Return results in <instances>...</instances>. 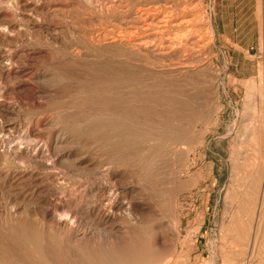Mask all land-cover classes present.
<instances>
[{
    "label": "rangeland",
    "instance_id": "374dc122",
    "mask_svg": "<svg viewBox=\"0 0 264 264\" xmlns=\"http://www.w3.org/2000/svg\"><path fill=\"white\" fill-rule=\"evenodd\" d=\"M174 1L180 3L182 7V5L185 4V1H188V0H181V1L174 0ZM111 2L119 4V2H122V0H111ZM198 3H202L204 7V11L208 13V18L209 20H211L214 32H216L217 37L215 36L213 40L214 42L210 45V47L209 46L207 47V50H206L207 53L205 54L209 58V64L211 66L205 65L206 67L203 66L201 68L202 71L201 69L198 71L194 70L190 72L189 75L184 76V77L182 76V78L185 81L179 80L181 79V77L180 78L179 77L169 78L168 75H163V74L162 75L164 77L162 75H156V76L150 75L149 73L140 74L139 72L134 71L132 69L131 63L124 62L125 64H123V62L118 63L113 60H106V62L108 61L107 63L102 62L98 64V66L97 64L94 66H91L92 68L91 67L90 68L89 67L76 68L74 66H71L73 70L69 67L71 69L70 70L68 67L66 68L64 67L65 69H62V72L65 70L64 72H66L67 74L63 72L65 74L64 76V74L60 72L58 74L59 75L58 77H60L61 80L59 79V82H56L55 84L56 86H53V87L33 83L31 80V77L34 75L37 69H29V68L24 70L25 73L24 71L21 73V75L18 78L19 80L17 82L15 81V79H12L9 82L10 87H17V86L19 87V93L21 96L24 97L27 95L26 97H24V99L29 98L31 100V98H33L34 100L36 98L35 102L37 101L35 104L33 100L32 102L28 99H27L28 101L25 100L26 106H27L26 107L22 105L18 101V99L14 98L13 96H6L7 98L0 97V106H2L4 110H7L8 118L12 122L13 121L14 123L16 122L18 126L22 124L23 127H20V126L19 127L22 129H25L26 126L31 122V120L36 121L37 119H40V118L50 119L52 117L58 116L59 120L61 119L60 122L64 125L83 124L86 121L87 127H84V129H82L81 134L83 136L88 137L89 142L84 143L81 141L80 143L81 145L78 144L74 146L73 148H71L73 149L71 151L79 153L78 150H81L80 151L82 152L81 155L79 153L80 157L79 156L77 157L79 158L80 161H82L83 165H86L90 162L94 164L97 162H101L103 163V165L107 167L108 165L106 164L108 163L117 176L123 177V178L126 177L124 178V181L125 179L127 180L125 182L126 183L125 186L124 185L121 186V188L124 189V192H125L124 200L126 198L127 202H131L133 206L135 203L136 204L135 210L136 211L140 210L143 213L138 212L139 213L138 214L136 213L134 209H132V212H128L129 215L131 213V217H130L131 221L128 219H127L128 222H126L127 220L126 221L124 220L114 221L116 226H114L115 224L113 222L106 223L101 215L100 206H99V199H100V193H101L100 189L102 190V188L104 187V184H106L102 178V175L98 173L97 175L95 171H94L95 174H93L94 172L92 173L89 171L87 172V170L68 171V170H64V168H61L62 166L61 167L57 166V168L55 169V172L61 175H64V173L67 174V178L70 180V182L74 183L72 187V186L60 185L59 182H56L57 180L52 178V175L46 169L44 170L43 168L42 170V167L40 168V167L33 166L34 168L31 167L25 172L27 173L28 171L32 170L34 171L32 173L33 176L27 177L25 180H23L20 183V181H17L16 175L18 173H22L23 170L17 165L5 162L3 158L0 156V207L3 204V206L5 205L4 207L8 208L6 209L3 206H2L3 208L2 207L0 208V229H1L0 236L2 233L3 235H5V237L1 236L2 239L5 241V243L0 237V252H1L0 256L2 257V258L0 257V264H5V262L6 264H20V262L19 263L17 262L20 260H21V263L23 264H29V263L30 264H45V263L46 264H51V263L52 264L54 263L55 264H101V263L102 264H136V263L137 264H148V263L149 264H176L177 262H178L177 264H182V263L183 264H246V263L247 264H264V253H263L264 252V228H263L264 227V187H263L264 186V0H200L199 2H197V4ZM64 4L65 3H62V2L55 4L57 10L59 12L62 11L61 14L62 15L64 14V15H63L62 20H55V21L53 20V22L51 21L52 23L48 21H44V22L38 21L37 22L34 19H32V21H29L27 19V16L25 17L26 14H24L23 12L21 14L20 13L21 11H18V13H16L8 5L2 6L1 12L5 11L3 12L5 13L3 18L15 20L19 26L22 25L20 26L19 35L18 34L15 35L14 38L21 42H26V43L31 42L32 44H28V47L32 48L34 47L35 43L41 40L43 41L45 39H48L50 36L49 35L50 32L52 30H56V28H58L56 31L61 30L60 31L62 32L61 35L66 36V38H69L71 34H72L71 36H73L74 33H75L74 34L75 36L85 37V34L87 32L88 34H86V37L90 36L93 30L95 31L97 28L104 26L103 23H108V21H113V19L110 16H112V14L118 13L121 10V7L118 5L114 8H109L108 6L101 7L98 4H95L94 8L91 9V8H84L78 5L77 3H73V2L67 3L65 5ZM68 5H70V7ZM107 8H108V11H107ZM106 13H109V14H106ZM208 18H206L207 21H208ZM65 19L68 20L69 22L67 23ZM75 24L76 26L78 25V27H76ZM80 25L81 26L83 25V26L81 27ZM78 30L80 31L82 30L83 32L82 31L80 32ZM32 36H34V38ZM35 37L36 39L38 38V41L35 39ZM119 66H122V67L120 68ZM105 68L111 72H108ZM99 69H101L103 73L101 70H100L101 72H99L98 71ZM113 69L114 70L116 69L118 72L117 71L115 72ZM210 69L213 71L210 72ZM206 70H209V71H206ZM86 71L91 72V74L92 73L94 74L89 75L88 72ZM215 71L216 73H214ZM29 73L31 77H29ZM72 73L73 75H71ZM125 73H131V75L125 74ZM96 74H99V75H96ZM102 74H105V75H102ZM78 75H80L79 77L83 75V77L79 78ZM118 75H121L122 78ZM195 75L197 76L198 81L199 79H202V81L204 82L203 85L201 84L203 83L201 82V80H200L201 83L195 80L196 78ZM67 76H69L68 77L69 80H67ZM93 78H94V81H93ZM100 78L102 80L101 84L100 82H98L100 81ZM103 78L106 80H104ZM157 78L158 79L161 78V79L158 80ZM208 78H209V81H207ZM90 79L92 80L91 83L92 84L94 83L93 85L87 82ZM167 79L170 81H167ZM214 79L219 80V81H214ZM75 81L76 82L78 81V82L75 84L74 83ZM194 81H195V84H194ZM66 82L68 84H66ZM184 82H185V85H184ZM190 83H193V84H190ZM215 83L216 85L217 83L219 85L216 86ZM88 84H90V87L87 86ZM4 85L5 83L1 80V77H0V88L3 89ZM73 85H75V87H73ZM144 85L146 86L148 85V87L146 88L144 87ZM118 87H124V88L121 89ZM194 87L195 88L198 87V88L195 89ZM55 88H56V91H55ZM151 91H153L154 93L153 92L151 93ZM187 91L188 93L185 94V92ZM47 92L52 93L54 95L53 97L54 100L52 99L50 103L48 100L42 99L43 97L42 95H44ZM82 92H84L83 95H82ZM123 92L125 95H123ZM213 92H215L216 94L218 93L217 94L218 96L215 95V93ZM135 93L137 94L136 95L137 98L134 97ZM64 94L65 95L67 94L68 96L67 95L65 96ZM170 94L171 95L174 94V95L170 96ZM194 94H196V96ZM118 95L120 96L121 99L119 98ZM193 95L195 96L194 98H192ZM69 96H71V98L73 96L75 98L76 96H78L79 99L78 98L77 99L79 101L77 99H74L73 97V99L75 100L74 101L73 99L68 98ZM115 96H117L118 99ZM164 96L167 97L169 100H167V98H164ZM212 96H213V100L211 99ZM11 97L15 101L17 100L18 102L17 101L15 102ZM196 97L198 98V100ZM115 98L116 100L115 102H113ZM122 98L125 100V102L123 101ZM63 99L64 101L66 102L68 101V102L67 103L62 102ZM69 99H71L73 103L70 102L71 100ZM110 99H113V100H110ZM142 99H143V102H142ZM84 101H86V103ZM117 101L118 103L121 102L119 103L121 105L120 107ZM122 101L124 102V104L122 103ZM193 101L194 103H192ZM112 102L114 104H112ZM74 103L76 106L74 105ZM115 103L117 104V106ZM184 103H186L187 105ZM195 103L198 106L194 107ZM38 104H40V106ZM70 104L74 106H71ZM141 104H144V105H141ZM181 104H184V105H181ZM17 105H19L20 107ZM37 105L39 107H42L43 109H40ZM41 105H44V107ZM56 105H58V107ZM62 105H65V106H62ZM85 105H88V106L86 107ZM114 105L118 108H114ZM174 105L175 107H178V108H174ZM49 106L52 108H50ZM161 106H164V107L162 108ZM165 106H167L168 110ZM74 107H76L77 109ZM151 107H154V108H151ZM32 108L34 111L37 110L39 113L32 112L33 111ZM45 108L48 110L47 113L45 112ZM53 108H56V109H53ZM173 108L175 110H173ZM29 109H31V111ZM75 109H76V112H75ZM89 109H92V110L89 111L88 113L87 111ZM153 109L154 110L156 109L159 112V114L157 111H154ZM61 110L63 111L62 114H61L62 112ZM160 111H162L161 114H160ZM109 112H112V113H109ZM164 112L166 113V115ZM121 113L124 115L122 116ZM177 113L179 114L177 115ZM47 116L48 118H46ZM171 116L174 118H172ZM181 116L183 117L181 118ZM63 119H64V122H63ZM211 119H214V121ZM105 120H107L108 122H106ZM113 122H115L116 124ZM119 122L122 123V125L125 128L123 129L124 131L122 130L123 132L119 131V127H118L120 125ZM100 123H101V126H100ZM141 123L143 124V128H142ZM109 127H111L112 129H110ZM140 128L142 129L140 130ZM126 129L128 133L127 131H125ZM115 132L116 133L120 132L121 136H124L123 135L124 133H126V135L131 133V136H129V139L125 142H122V143L118 142L119 144L118 143L112 144L113 145V146L111 145L112 148L110 147V145L106 146V144L108 143V140L110 141L111 137L113 138L112 134H114ZM142 132H144L145 134ZM167 132L169 133V136L163 135V133L166 134ZM174 132H175V136L173 137L171 135H173ZM182 132H184L183 133L184 136ZM108 133H111V134H108ZM100 134L102 135L103 138L101 137ZM176 134H180V137L181 135L182 137L180 138L179 135L176 136ZM107 136L108 138L109 137L110 138L108 139ZM155 136H159L157 137L156 142L151 141L152 138H156ZM167 137H170V138H167ZM183 137L186 139V141L185 139H183ZM100 141L101 142L104 141L102 142L103 144ZM98 142H100V144H98ZM92 143L94 146L92 145ZM170 144H171V147H170ZM122 145L124 147H122ZM172 145H175L176 147ZM183 146H185L186 148ZM178 147L180 149H178ZM182 147H183V151L181 149ZM174 148L177 150H175ZM103 150L105 151V153ZM180 151H182V153ZM1 159L3 161H1ZM104 161H105V164H104ZM153 161H155V163ZM151 168L152 169L154 168V169L152 170ZM56 170L59 172H57ZM147 174L148 176H146ZM36 175H38L39 177ZM44 177H48V178L44 179ZM78 177L80 178L82 177V178L79 179ZM233 177H235V179ZM5 178L7 182L5 181ZM130 178L132 180H129ZM25 184L26 186H24ZM36 185L37 187H34ZM14 186L16 187L14 188ZM98 187H100L99 191H98ZM41 190L43 193L40 192ZM137 195H139V197H137ZM154 197L156 198L158 197L159 199L158 198L156 199ZM11 199H13L14 201ZM57 199H60V200L62 199V200L60 202V200H57ZM174 199H175V202H174ZM54 202H57V203H54ZM49 203L51 204L54 203V204L49 205ZM30 204L31 206H29ZM42 204H45V205L43 206ZM70 207L72 208L70 209ZM66 208L68 209V213L71 212L68 215H70V221L72 220L73 224L70 221H69V224H67L66 222L64 223L59 220V217H60L59 214L63 216V213L64 214L67 213ZM29 210H30V213H29ZM169 210L171 211L172 214L170 213ZM44 212L46 213L44 214ZM11 213H13L14 215ZM144 215L145 216L147 215V216L145 217ZM170 215H172L173 217H171ZM44 216L45 217L48 216V217L45 218ZM25 217L28 218V220L25 219ZM80 217H82V219ZM98 217L102 220H100ZM83 218H86V220ZM259 218L263 221H261ZM49 219H51L52 222L49 221ZM40 221L42 224L40 223ZM129 222L131 226H128L129 224L127 223ZM34 223H37V225H35ZM121 223H123L124 225ZM11 224L13 227H11ZM78 224L80 226H78ZM136 224L140 225L138 226L139 228L136 227ZM43 225L44 226L46 225L45 228L43 227ZM100 225L102 226V228ZM158 226H160V228H162L163 226V228L160 229ZM259 227H261L262 229H260ZM6 229H8V231ZM103 229L104 230L106 229L105 231L106 232L108 231V232L106 233L104 231L103 233ZM109 229H111L112 232ZM32 230L35 232V234H33ZM51 230H54V231L51 232ZM173 230L174 232L175 231L176 232L174 233ZM110 232L111 234L108 235ZM172 232L175 234V235L173 234L174 236H172L171 234ZM46 233L49 235L47 236ZM19 234L20 236H17ZM40 234H42V236L45 235V238L42 237ZM115 234L116 236L118 235L119 237L118 236L115 237ZM255 234L258 236H255ZM74 235H76L75 237L77 236L78 237L75 238L73 237ZM112 235H114V237ZM109 236H112L113 238L111 239V237ZM122 236L124 240L121 238ZM25 237L27 240L25 239ZM47 237L48 238L50 237V238L48 239ZM104 237L105 238L108 237V238L104 240L105 239ZM34 238H36L37 240H35ZM42 238H44V240ZM46 238L48 241L46 240ZM19 239L20 240L22 239V240L20 241ZM109 239H111L112 241H110ZM175 239L176 241L178 240V242H176ZM10 241H12L14 246L12 244L11 245L15 247L14 249L10 245L11 243ZM162 241H165V244ZM170 241L172 242L171 244H170ZM15 242H17V246H15L16 245ZM25 242L28 244L27 246L26 245L24 246L23 243ZM54 242H56L57 244H55ZM157 243L159 245H156ZM166 243H169L170 246ZM20 245L24 246L26 250L24 249V247H21ZM102 247L105 250H103ZM4 248H5V251L7 250V252L3 251ZM32 248L35 250H33ZM149 248L150 249L152 248V250H150ZM18 250H20V253L18 252ZM83 250L86 251V253ZM14 251L15 253H13ZM44 251L46 253H44ZM51 251L54 253H52ZM150 251H153V252H150ZM33 252L35 253V256L39 258L37 259L40 261H37V259L33 255L34 254ZM88 252H90L91 254H89ZM7 253H9V255L10 256L12 255V256L9 257ZM14 254H15V257H14ZM32 255L35 260L33 258L32 259L29 258V257H32ZM17 256L20 257V259ZM45 256L47 258L49 257V259H46ZM103 256H105V259ZM156 256L158 257L156 258ZM86 257H88V259ZM9 258L11 259L7 260ZM12 258L14 259L13 261H12ZM136 258H138L139 261ZM15 259H18V260H15ZM47 260H49L48 261L49 263L47 262ZM132 260H134V262L136 263H132L133 262ZM162 260L164 263L162 262Z\"/></svg>",
    "mask_w": 264,
    "mask_h": 264
},
{
    "label": "bare ground",
    "instance_id": "6f19581e",
    "mask_svg": "<svg viewBox=\"0 0 264 264\" xmlns=\"http://www.w3.org/2000/svg\"><path fill=\"white\" fill-rule=\"evenodd\" d=\"M76 1V2H75ZM181 1V0H180ZM200 1V0H199ZM198 0H188L185 1V4L182 5L175 2L174 0H122V2H119V4L113 3L111 2V0H0V77L1 80L5 83L3 89L0 90V97H6V96H13L14 98H17L18 101L26 106V102L25 100H30L29 98L24 99V97L26 96H21L19 93V87H10L9 86V82L12 79H15V81L17 82L19 79V76L21 75V73L29 68V69H37L36 72L34 73V75L31 77L30 73H29V77H31V80L33 83L36 84H40V85H47V86H56V82H59L60 77H58L59 73L62 72V69H65L66 67H70L72 69L71 66H74L76 68L78 67H91L97 64H100L102 62H106V60H113L116 61L118 63H122L125 64L126 63H131L132 65V69L134 71L139 72L140 74L142 73H149L150 75H168L169 78L170 77H181V79L179 80H184L182 78V76H187L189 75L190 72L194 71V70H200L203 66L206 67L205 65H209V58L205 55L207 52V47L214 42V38L216 36V32H214L213 29V25L211 23V20H209L208 18V13L206 11H204V7L202 5V3H198ZM77 3L78 5L84 7V8H94L95 4H98L101 7L104 6H108L109 8H114L117 5L121 7V10L118 13L112 14V16H110L113 21H108V23H103L104 26L97 28L95 31L93 30L92 33L90 34V36L86 37V34H88L86 32L85 37H79V36H75L73 34V36L70 35L69 38H66V36H62L60 32L61 30L56 31L58 28H56V30H52L50 32V36L48 39L45 40H41L37 43L34 44V47L30 48L28 47V44H32L31 42H21L16 40L14 37L15 35H19L20 33V26L22 25H18L17 22L15 20L12 19H7V18H3L4 14L1 9L2 6L4 5H8L12 8V10H14L16 13H18V11H21L20 13L22 14V12L25 15V17L27 16V19L29 21H32V19H34L35 21H48V22H53V20H62L63 19V15L61 14V12H59L56 8L57 3ZM118 3V2H117ZM184 3V2H183ZM64 4V5H65ZM63 5V6H64ZM70 7V5H68ZM73 6V5H72ZM65 7V6H64ZM97 8V7H96ZM118 8V7H117ZM116 8V9H117ZM65 9V8H64ZM70 9V8H69ZM68 10V9H67ZM76 11V10H74ZM102 11V10H101ZM108 11V8H107ZM14 12V13H15ZM72 12V11H71ZM113 12V11H112ZM111 12V13H112ZM10 13V12H9ZM75 14V13H74ZM109 14V13H106ZM10 15V14H9ZM67 15V14H66ZM73 15V14H72ZM8 16V15H6ZM22 16V15H21ZM107 16V15H105ZM79 17V16H78ZM206 18H208V21L206 20ZM99 19V18H98ZM66 20V19H65ZM67 23L69 22L68 20H66ZM83 21V20H82ZM91 21V20H90ZM36 22V23H37ZM51 22V23H52ZM85 22V21H84ZM214 23V22H213ZM26 24V23H25ZM29 24V22H28ZM38 24V23H37ZM43 24V23H41ZM74 24V23H73ZM77 24V23H76ZM75 24V26H76ZM52 25V24H51ZM27 26V25H26ZM30 26V25H29ZM32 26V25H31ZM36 26V25H35ZM46 26V25H45ZM50 26V25H49ZM56 26V25H55ZM81 26V25H80ZM83 26V25H82ZM81 26V27H82ZM99 26V25H98ZM43 27V26H42ZM78 27V25L76 26ZM45 28V27H44ZM63 28V27H62ZM215 28V27H214ZM40 29V28H39ZM66 29V28H65ZM76 29V28H75ZM46 30V29H45ZM69 30V29H68ZM67 30V31H68ZM85 30V29H83ZM91 30V29H90ZM31 31V30H30ZM64 31V30H63ZM75 31V30H74ZM80 31V30H78ZM82 31V30H81ZM80 31V32H81ZM27 32V31H26ZM42 32V30H41ZM83 32V31H82ZM64 33V32H63ZM79 33V32H77ZM81 34V33H80ZM214 34V35H213ZM78 35V34H77ZM20 37V36H18ZM17 37V38H18ZM34 38V36H32ZM68 37V36H67ZM217 37V36H216ZM31 38V37H29ZM36 39V37H35ZM40 39V38H39ZM43 39V38H42ZM23 40V39H22ZM38 41V38L36 39ZM35 40V41H36ZM32 41V40H31ZM212 48V47H211ZM210 49V48H209ZM211 50V49H210ZM209 50V51H210ZM209 53V52H208ZM216 54V53H215ZM43 59V60H42ZM220 60V59H219ZM108 62V61H107ZM106 62V63H107ZM110 64V63H109ZM227 64V63H226ZM117 65V64H116ZM208 66V67H209ZM227 66V65H226ZM65 67V68H64ZM111 67V66H110ZM120 68L122 66H119ZM118 67V68H119ZM128 67V66H127ZM125 67V68H127ZM69 68V69H70ZM92 68V67H91ZM114 68V67H112ZM117 68V69H118ZM210 68V67H209ZM212 68V67H211ZM70 69V70H71ZM106 69V68H105ZM111 69V68H110ZM129 69V68H127ZM206 69V68H205ZM68 70V69H67ZM69 70V71H70ZM73 70V69H72ZM78 70V69H77ZM101 69H99L98 71H100ZM104 70V69H103ZM107 70V69H106ZM114 70V69H113ZM124 70V69H123ZM132 70V71H133ZM65 71V70H64ZM63 71V72H64ZM108 71V70H107ZM106 71V72H107ZM115 72L117 71L116 69L114 70ZM120 71V70H119ZM202 71V69H201ZM209 71V70H206ZM213 70L210 69V72H212ZM62 72V73H63ZM74 72V71H72ZM78 72V71H77ZM88 72V71H86ZM95 72V71H94ZM111 72V71H108ZM118 72V71H117ZM25 73V71H24ZM66 73V72H64ZM63 73V74H64ZM83 73V72H82ZM103 73V71H102ZM120 73V72H119ZM197 73V72H196ZM216 73V71L214 72ZM224 73V72H223ZM67 74V73H66ZM78 74V73H77ZM89 75H92L94 73L91 74V72H88ZM125 74H129L131 75V73H125ZM135 74V73H133ZM194 74V73H193ZM198 74V73H197ZM202 74V73H201ZM73 75V73L71 74ZM76 75V73H75ZM74 75V76H75ZM99 75V74H96ZM105 75V74H102ZM111 75V74H110ZM114 75V74H112ZM139 75V74H138ZM162 75V76H163ZM211 75V73H210ZM215 75V74H213ZM23 76V75H22ZM21 76V77H22ZM65 76V74H64ZM72 76V77H74ZM80 75H78L79 77ZM101 76V75H100ZM117 76V75H116ZM121 77V75H118ZM140 76V75H139ZM196 76V75H195ZM194 76V77H195ZM28 77V75H27ZM69 76H67V80ZM83 77V75L81 76ZM79 77V78H81ZM95 77V76H93ZM104 77V76H102ZM101 77V78H102ZM115 77V76H114ZM158 77V76H157ZM160 77V76H159ZM164 77V76H163ZM193 77V76H192ZM199 77V76H198ZM62 78V77H61ZM92 78V77H91ZM101 78H100V84H101ZM116 78V77H115ZM122 78V77H121ZM120 78V79H121ZM125 78V77H124ZM129 78V77H128ZM132 78V77H131ZM136 78V77H135ZM139 78V77H137ZM151 78V77H150ZM162 78V77H161ZM159 78V79H161ZM188 78V77H186ZM185 78V79H186ZM197 78V76H196ZM195 80L198 81V78ZM214 78V77H213ZM220 78V77H219ZM30 79V78H28ZM97 79V78H96ZM99 79V77H98ZM104 79V78H103ZM112 79V78H111ZM127 79V78H126ZM148 79V78H147ZM152 79V78H151ZM158 79V78H157ZM158 79V80H159ZM164 79V78H163ZM174 79V78H173ZM190 79V78H189ZM212 79V78H211ZM61 80V79H60ZM75 80V79H74ZM86 80V79H85ZM106 80V79H104ZM109 80V79H108ZM115 80V79H114ZM123 80V79H122ZM133 80V79H132ZM131 80V81H132ZM157 80V81H158ZM175 80V79H174ZM173 80V81H174ZM194 80V79H193ZM192 80V81H193ZM203 82L202 79H199L198 82ZM204 80V79H203ZM23 81V80H22ZM30 81V80H29ZM28 81V82H29ZM82 81V80H81ZM91 79L87 82L91 83ZM94 81V78H93ZM134 81V80H133ZM136 81V80H135ZM143 81V80H142ZM149 81V80H148ZM155 81V80H154ZM166 81V79H165ZM167 81H170L167 79ZM185 81V80H184ZM196 81V82H197ZM207 81H209V78L207 79ZM214 81H219V80H215ZM13 82V81H12ZM11 82V83H12ZM78 82V81H77ZM76 81L74 82L75 84L77 83ZM86 82V81H85ZM86 82V83H87ZM140 82V81H139ZM147 82V81H146ZM156 82V81H155ZM182 82V81H181ZM191 82V81H189ZM200 82V83H201ZM20 83V82H19ZM97 83V82H96ZM142 83V82H141ZM187 83V81H186ZM198 83V84H200ZM21 84V83H20ZM66 84H68L66 82ZM90 84H88L87 86L90 87ZM94 84V83H93ZM92 84V85H93ZM103 84V83H102ZM108 84V83H106ZM152 84V83H151ZM150 84V85H151ZM161 84V83H160ZM182 84V83H181ZM193 84V83H190ZM195 84V81H194ZM202 85L204 84L201 83ZM63 85V84H62ZM72 85V84H71ZM82 85V83H81ZM97 85V84H95ZM136 85V84H135ZM138 85V84H137ZM169 85V83H168ZM175 85V84H174ZM183 85V84H182ZM185 85V82H184ZM183 85V86H184ZM188 85V84H187ZM201 85V86H202ZM216 85V83H215ZM219 84L217 83L216 86H218ZM20 86V85H19ZM29 86V85H28ZM33 86V85H32ZM99 86V85H97ZM109 86V85H108ZM112 86V85H111ZM110 86V87H111ZM155 86V85H154ZM197 86V85H196ZM37 87V86H36ZM73 87H75V85H73ZM94 87V86H93ZM144 87H148V85H144ZM151 87V86H150ZM157 87V86H156ZM155 87V88H156ZM160 87V86H159ZM175 87V86H174ZM68 88V87H67ZM87 88V87H86ZM107 88V87H105ZM118 88H124V87H118ZM170 88V87H169ZM179 88V87H178ZM177 88V89H178ZM181 88V86H180ZM183 88V87H182ZM195 88V87H194ZM193 88V89H194ZM198 88V87H196ZM195 88V89H196ZM21 89V88H20ZM28 89V88H27ZM80 89V88H79ZM83 89V88H82ZM85 89V88H84ZM109 89V88H108ZM150 89V88H149ZM185 89V88H184ZM23 90V88H22ZM39 90V89H38ZM70 90V89H69ZM68 90V91H69ZM87 90V89H86ZM151 90V89H150ZM157 90V89H156ZM169 90V89H168ZM172 90V89H171ZM175 90V89H173ZM183 90V89H182ZM213 90V89H212ZM25 91V90H24ZM27 91V90H26ZM30 91V90H28ZM46 91V89H45ZM56 91V88H55ZM75 91V90H74ZM83 91V90H81ZM104 91V90H103ZM160 91V90H159ZM162 91V90H161ZM177 91V90H175ZM186 91V90H185ZM194 91V90H193ZM214 91V90H213ZM50 92V91H49ZM54 92V91H53ZM58 92V91H57ZM87 92V91H86ZM99 92V91H98ZM131 92V90H130ZM129 92V93H130ZM149 92V91H147ZM153 91H151L152 93ZM209 92V91H208ZM207 92V93H208ZM219 92V91H218ZM22 93V92H21ZM24 93V92H23ZM26 93V92H25ZM40 93V92H39ZM76 93V92H75ZM84 92H82L83 95ZM102 93V92H101ZM117 93V92H116ZM128 93V94H129ZM141 93V92H140ZM139 93V94H140ZM154 93V92H153ZM163 93V92H162ZM169 93V92H168ZM172 93V91H171ZM188 93L185 92V94ZM191 93V92H189ZM215 93V92H213ZM44 94V93H43ZM68 94V93H67ZM66 94V95H67ZM70 94V93H69ZM78 94V93H77ZM81 94V93H80ZM127 94V93H126ZM133 94V93H131ZM138 94V96H139ZM148 94V93H147ZM161 94V93H160ZM175 94V93H174ZM173 94V95H174ZM184 94V93H183ZM182 94V95H183ZM197 94V93H196ZM196 94H194L196 96ZM218 94V93H217ZM215 93V95H217ZM23 95V94H22ZM33 95V94H31ZM65 95V94H64ZM65 95V96H66ZM71 95V94H70ZM74 95V94H73ZM99 95V94H98ZM103 95V94H102ZM101 95V96H102ZM115 95V94H114ZM117 95V94H116ZM123 95L124 92H123ZM137 94L135 93V96ZM141 95V94H140ZM170 94V96H173ZM193 95L192 98H194L195 96ZM199 95V93H198ZM40 96V95H39ZM42 99H46L50 101L53 99L54 95L52 93H45L44 95H42ZM68 96V95H67ZM119 96V95H118ZM169 96V97H170ZM214 96V95H213ZM213 96H212V100H213ZM218 96V95H217ZM34 97V96H33ZM62 97V96H61ZM74 97V96H73ZM73 97L71 98V96H69L68 98L73 99ZM80 97V96H79ZM87 97V96H86ZM117 97V96H115ZM126 97V96H125ZM185 97V96H184ZM198 97V96H197ZM196 97V98H197ZM200 97V96H199ZM205 97V96H204ZM7 98V97H6ZM12 98V97H11ZM57 98V97H56ZM78 96H76V98L74 97V99H77ZM83 98V96H82ZM81 98V99H82ZM91 98V97H89ZM109 98V97H108ZM120 98V96H119ZM124 98V97H123ZM122 98V99H123ZM141 98V97H140ZM149 98V96H148ZM155 98V97H154ZM164 98H167L164 96ZM171 98V97H170ZM190 98V97H189ZM3 99V98H2ZM10 99V98H8ZM13 99V98H12ZM11 99V100H12ZM36 99V98H35ZM35 99L33 100V98H31V102L32 100L35 102ZM40 99V98H39ZM69 99V100H71ZM73 99V100H74ZM79 99V98H78ZM77 99V100H78ZM80 99V100H81ZM103 99V98H102ZM118 99V97H117ZM121 99V98H120ZM119 99V100H120ZM131 99V98H130ZM152 99V98H151ZM161 99V97H160ZM172 99V98H171ZM170 99V100H171ZM204 99V98H203ZM10 100V101H11ZM14 100V99H13ZM27 100V101H28ZM54 100V99H53ZM57 100V99H55ZM66 100V99H65ZM90 100V99H89ZM96 100V99H95ZM113 100V99H110ZM116 98L114 99L113 102H115ZM167 100H169L167 98ZM187 100V99H186ZM198 100V98H197ZM200 100V99H199ZM210 100V99H209ZM15 101V100H14ZM17 101V100H16ZM15 101V102H16ZM17 101V102H18ZM42 101V100H41ZM75 101V100H74ZM79 101V100H78ZM82 101V100H81ZM123 101L125 102V100L123 99ZM122 101V103L124 104V102ZM129 101V100H128ZM127 101V102H128ZM137 101V100H136ZM145 101V100H144ZM150 101V100H149ZM161 101V100H160ZM219 101V100H218ZM4 102V101H3ZM37 102V101H36ZM35 102V104H36ZM64 103H67L66 101H63ZM72 102V100L70 101ZM69 102V103H70ZM86 103V101H84ZM112 102V104H114ZM138 102V101H137ZM143 102V99H142ZM156 102V101H154ZM191 102V101H190ZM9 103V102H8ZM29 103V102H27ZM54 103V102H53ZM63 103V104H64ZM73 103V102H72ZM77 103V102H76ZM110 103V102H109ZM118 103V101H117ZM121 103V102H119ZM118 103V104H119ZM132 103V102H131ZM136 103V102H135ZM149 103V102H148ZM158 103V102H157ZM162 103V102H161ZM164 103V102H163ZM175 103V102H174ZM173 103V104H174ZM194 103V101L192 102ZM11 104V103H10ZM31 104V103H30ZM34 104V105H35ZM42 104V103H41ZM44 104V103H43ZM56 104V103H55ZM62 104V103H60ZM83 104V103H82ZM81 104V105H82ZM116 104V103H115ZM127 104V103H126ZM134 104V103H133ZM140 104V103H139ZM176 104V103H175ZM178 104V103H177ZM186 104V103H184ZM181 104V105H184ZM199 104V102H198ZM202 104V103H201ZM5 105V104H4ZM14 105V104H13ZM21 105V106H22ZM32 105V104H31ZM40 106V104H38ZM37 105V106H38ZM47 105V104H46ZM52 105V104H51ZM54 105V104H53ZM59 105V104H58ZM58 105H56L58 107ZM67 105V104H66ZM71 105V104H70ZM75 105V103H74ZM71 105V106H74ZM97 105V104H96ZM99 105V104H98ZM102 105V103H101ZM132 105V104H131ZM144 105V104H141ZM180 105V104H179ZM187 105V104H186ZM8 106V105H7ZM6 106V107H7ZM19 106V105H17ZM38 106V107H39ZM44 107V105H41ZM48 106V105H47ZM65 106V105H62ZM70 106V107H71ZM76 106V105H75ZM86 107L88 105H85ZM91 106V105H90ZM108 106V105H107ZM117 106V104H116ZM114 105V108H118ZM121 105L119 104V107ZM147 106V105H146ZM150 106V105H149ZM171 106V105H170ZM198 106L196 103L194 104V107ZM224 106V105H223ZM5 107V106H4ZM20 107V106H19ZM27 107V106H26ZM46 107V106H45ZM50 107V106H49ZM48 107V109H49ZM55 107V106H54ZM69 107V105H68ZM67 107V108H68ZM92 107V106H91ZM90 107V108H91ZM94 107V106H93ZM134 107V106H133ZM162 108L164 106H161ZM167 108V106H165ZM200 107V106H199ZM23 108V107H22ZM35 108V107H33ZM32 108V110H33ZM40 109H43L42 107H39ZM47 108V107H46ZM45 108V112L47 113V109ZM52 108V107H50ZM64 108V107H63ZM66 108V109H67ZM72 108V107H71ZM76 108V107H74ZM89 108V107H88ZM154 108V107H151ZM161 108V109H162ZM172 108V107H170ZM174 108H178L175 107ZM173 108V110H175ZM183 108V107H182ZM27 109V108H26ZM56 109V108H53ZM61 109V108H60ZM77 109V108H76ZM75 109V112H76ZM98 109V108H97ZM105 109V108H104ZM146 109V107H145ZM31 111V109H29ZM28 110V111H29ZM63 110V109H62ZM61 110V111H62ZM70 110V109H69ZM92 109H89L87 112L89 113V111H91ZM109 110V109H108ZM117 110V109H115ZM126 110V109H125ZM132 110V108H131ZM151 110V109H150ZM154 110V109H153ZM152 110V111H153ZM163 110V109H162ZM168 110V108H167ZM166 110V111H167ZM179 110V109H178ZM182 110V109H181ZM180 110V111H181ZM186 110V109H185ZM189 110V109H188ZM193 110V108H192ZM208 110V109H207ZM24 111V110H23ZM27 111V112H28ZM52 111V110H51ZM59 111V112H61ZM79 111V110H78ZM77 111V112H78ZM143 111V110H142ZM154 111H157L156 109ZM171 111V110H170ZM169 111V112H170ZM187 111V110H186ZM12 112V111H11ZM32 112H38L36 111H32ZM42 112V111H41ZM40 112V113H41ZM50 112V111H49ZM95 112V111H94ZM119 112V111H118ZM121 112V110H120ZM127 112V111H126ZM158 112V111H157ZM162 111H160L161 114ZM168 112V111H167ZM174 112V111H172ZM178 112V111H177ZM202 112V111H201ZM207 112V111H206ZM39 113V112H38ZM58 113V112H57ZM63 113V111L61 112V114ZM71 113V112H70ZM83 113V112H82ZM85 113V112H84ZM86 113V114H88ZM91 113V112H90ZM97 113V112H96ZM112 113V112H109ZM117 113V112H116ZM123 113V112H122ZM121 115L123 116L124 114ZM165 113V112H164ZM163 113V115H164ZM185 113V112H184ZM11 114V113H10ZM15 114V113H14ZM29 114V113H28ZM72 114V113H71ZM79 114V113H78ZM92 114V113H91ZM155 114V112H154ZM159 114V112H158ZM179 113H177L178 115ZM183 114V113H182ZM203 114V113H202ZM20 115V114H19ZM49 115V114H48ZM75 115V114H73ZM98 115V114H97ZM100 115V114H99ZM111 115V114H110ZM113 115V114H112ZM115 115V113H114ZM119 115V113H118ZM166 115V113H165ZM176 115V114H174ZM189 115V114H188ZM11 116V115H10ZM24 116V115H22ZM45 116V115H44ZM65 116V115H64ZM72 116V115H71ZM117 116V114H116ZM151 116V115H150ZM156 116V115H155ZM162 116V115H161ZM180 116V115H179ZM178 116V117H179ZM190 116V115H189ZM61 117V116H60ZM75 117V116H74ZM81 117V116H80ZM107 117V116H106ZM120 117V115H119ZM147 117V116H146ZM164 117V116H163ZM170 117V115H169ZM172 117V116H171ZM183 116H181L182 118ZM187 117V116H186ZM211 117V116H210ZM219 117V116H218ZM19 118V117H18ZM33 118V117H32ZM48 118V116L46 117ZM77 118V117H76ZM122 118V117H121ZM166 118V116H165ZM174 118V117H172ZM176 118V117H175ZM212 118V117H211ZM214 118V117H213ZM217 118V117H216ZM220 118V117H219ZM36 119V118H35ZM71 119V118H70ZM79 119V118H78ZM100 119V118H99ZM126 119V118H125ZM137 119V118H136ZM168 119V118H167ZM171 119V118H170ZM169 119V120H170ZM215 119V118H214ZM214 119H211L214 121ZM26 120V119H25ZM61 120V119H60ZM59 117H52L50 119H45V118H40L37 119L36 121L31 120V122L26 126L25 129H22L20 127H23V125H17L16 122L14 123V121L12 122L9 118H8V113L7 110H4L2 106H0V156L3 158V160L5 162L14 164L19 166L22 170L20 172L22 173H18L16 175V179L17 181H20V183L25 180L27 177L29 176H33L32 173L34 171H28L27 173H25L29 168L35 166V167H42V170L44 168V170L46 169L51 175L52 178H54L55 180H57L56 182H59L60 185H66V186H72L74 185V183L70 182V180L67 178V174L64 173V175H61L59 173L55 172V169L57 168V166L64 168V170H68V171H83V170H87V172H96V174H100L102 175L103 180L105 181L106 184H104V187L102 188V190L100 189L101 193H100V199H99V206H100V212L101 215L103 217V219L105 220L106 223H110L117 220H124L126 221L127 219L130 220L131 218V213L129 215L128 212H132V209L135 210L136 204L134 203V206L131 202H127V199L125 198L124 200V189L121 188L122 185L125 186V182L127 181L124 178L126 177H119L116 175V173L112 170V168L109 166V164L107 163L106 165H108L107 167L105 165H103V163L101 162H97V163H88L86 165H83L82 161L79 160V158L77 156H79V153L81 155L82 152H80L81 150H78L79 153L76 152H72L71 148H73L76 145H81V141L84 143H88L89 142V138L86 136H83L81 134L82 129H84V127H87V122L85 121L83 124H69V125H64L60 122ZM74 120V119H73ZM119 120V119H118ZM129 120V119H128ZM157 120V119H156ZM173 120V119H172ZM180 120V119H179ZM177 120V121H179ZM70 121V120H69ZM77 121V120H76ZM106 122H108L107 120H105ZM133 121V120H132ZM64 122V119H63ZM71 122V121H70ZM116 122V121H115ZM113 122V123H115ZM124 122V121H123ZM127 122V121H126ZM131 122V121H130ZM169 122V121H168ZM23 123V122H22ZM120 123V122H119ZM66 124V123H65ZM68 124V123H67ZM104 124V123H103ZM108 124V123H107ZM116 124V123H115ZM140 124V123H139ZM142 124V123H141ZM145 124V123H144ZM118 125V124H117ZM134 125V124H132ZM90 126V125H89ZM101 126V123H100ZM111 126V125H110ZM128 126V125H127ZM152 126V124H151ZM150 126V127H151ZM25 127V126H24ZM83 127V128H82ZM92 127V126H91ZM119 127V131H122L124 128V126L122 125V123H120ZM132 127V126H131ZM130 127V128H131ZM136 127V126H134ZM140 127V126H139ZM162 127V126H161ZM110 129H112L111 127H109ZM128 128V127H127ZM133 128V127H132ZM142 128H143V124H142ZM140 128V130L142 129ZM149 128V127H148ZM154 128V127H153ZM88 129V128H87ZM102 129V128H101ZM100 129V130H101ZM129 129V128H128ZM138 129V128H136ZM145 129V128H144ZM177 129V128H176ZM150 130V129H149ZM148 130V131H149ZM183 130V129H182ZM99 131V130H97ZM124 131V130H123ZM122 131V132H123ZM127 131V129L125 130ZM130 131V130H129ZM132 131V130H131ZM181 131V130H180ZM186 131V130H185ZM184 131V132H185ZM95 132V131H94ZM182 132V134L184 133ZM190 132V131H189ZM208 132V131H206ZM63 133V134H62ZM107 133V132H106ZM112 133V132H111ZM108 133V134H111ZM128 133V131H127ZM130 133V132H129ZM144 133V132H142ZM158 133V132H157ZM168 133V132H167ZM169 136V133L168 135ZM177 133V132H176ZM91 134V133H90ZM104 134V133H103ZM145 134V133H144ZM181 134V133H180ZM180 134H176L179 135ZM204 134V133H203ZM63 135V136H62ZM67 135V136H66ZM101 135V134H100ZM99 135V136H100ZM124 136H121L120 132H115L114 134H112L113 138L111 137L110 141L108 140L107 145H111L115 144V143H122L125 142L129 139V136H131L130 134L124 133ZM134 135V134H133ZM138 135V134H137ZM148 135V134H147ZM155 135V134H154ZM98 136V137H99ZM121 136V137H120ZM135 136V135H134ZM165 136V137H166ZM171 136H175V132L173 135ZM184 136V134H183ZM197 136V135H196ZM202 136V135H201ZM90 137V136H89ZM97 137V136H96ZM102 137V135H101ZM124 137V138H123ZM145 137V136H144ZM156 138H152L151 141H155L157 140V137L159 136H155ZM178 137V138H179ZM182 137V135H181ZM180 137V138H181ZM103 138V137H102ZM108 138V136H107ZM110 138V137H109ZM108 138V139H109ZM131 138V137H130ZM170 138V137H167ZM202 138V137H201ZM93 139V138H92ZM98 139V138H97ZM100 139V138H99ZM133 139V138H132ZM151 139V138H150ZM162 139V138H161ZM165 139V138H164ZM175 139V138H174ZM173 139V140H174ZM183 139H185L183 137ZM192 139V138H191ZM203 139V138H202ZM205 139V138H204ZM131 140V139H130ZM180 140V139H179ZM105 141V140H104ZM102 141V142H104ZM186 141V139H185ZM201 141V140H200ZM199 141V142H200ZM101 142V141H100ZM100 142H98V144H100ZM101 142V143H102ZM144 142V141H142ZM173 142V141H172ZM179 142V141H177ZM182 142V141H181ZM91 143V142H90ZM168 143V141H167ZM103 144V143H102ZM119 144V143H118ZM149 144V143H148ZM152 144V143H151ZM93 145V143H92ZM145 145V144H144ZM155 145V144H154ZM176 145V144H175ZM175 145H172L174 147H176ZM200 145V144H199ZM94 146V145H93ZM96 146V145H95ZM105 146V147H106ZM113 146V145H112ZM180 146V145H179ZM109 147V148H110ZM116 147V146H115ZM122 147H124L122 145ZM141 147V146H140ZM157 147V146H156ZM171 147V144H170ZM185 147V146H183ZM183 147L181 148L183 151ZM196 147V146H195ZM108 148V149H109ZM112 148V147H111ZM137 148V147H136ZM186 148V147H185ZM103 149V148H102ZM117 149V148H116ZM121 149V147H120ZM126 149V148H125ZM145 149V148H144ZM156 149V148H155ZM175 149V148H174ZM178 149H180L178 147ZM69 150V151H68ZM76 150V149H75ZM93 150V149H91ZM129 150V149H128ZM148 150V149H147ZM177 150V149H175ZM197 150V149H196ZM67 151V152H66ZM83 151V150H82ZM104 151V150H103ZM102 151V152H103ZM124 151V150H123ZM182 151H180L182 153ZM84 152V151H83ZM189 152V150H188ZM105 153V151H104ZM103 153V154H104ZM112 153V152H111ZM131 153V151H130ZM165 153V152H164ZM118 154V153H117ZM180 155V154H179ZM241 155V154H240ZM168 156V155H167ZM170 156V155H169ZM80 157V156H79ZM91 157V156H90ZM182 157V156H181ZM87 158V157H85ZM103 158V157H102ZM107 158V157H106ZM105 158V159H106ZM263 158V157H262ZM95 159V158H94ZM157 159V158H156ZM1 159V161H3ZM93 160V159H92ZM155 160V159H154ZM256 160V159H255ZM90 161V160H89ZM94 161V160H93ZM155 163V161H153ZM114 163V161H113ZM105 164V161H104ZM111 165V164H110ZM120 165V164H119ZM234 166V165H233ZM123 167V166H122ZM34 168V167H33ZM150 168V167H149ZM184 168V167H183ZM182 168V169H183ZM238 168V167H237ZM142 169V168H141ZM152 169V168H151ZM154 169V168H153ZM152 169V170H153ZM36 170V169H35ZM60 170V169H59ZM57 171V170H56ZM117 171V170H115ZM122 171V170H121ZM239 171V170H238ZM258 171V170H257ZM2 172V171H1ZM46 172V171H45ZM59 172V171H57ZM86 172V171H85ZM95 172L93 174H95ZM127 172V171H126ZM141 172V171H140ZM176 172V171H175ZM11 173V172H10ZM16 173V172H15ZM38 173V172H37ZM151 173V172H150ZM12 174V173H11ZM31 174V175H29ZM43 174V173H41ZM69 174V173H68ZM97 174V175H98ZM129 174V172H128ZM127 174V175H128ZM181 174V173H180ZM183 174V173H182ZM13 175V174H12ZM123 175V174H122ZM144 175V174H142ZM4 176V175H3ZM9 176V175H8ZM38 176V175H36ZM41 176V175H40ZM74 176V175H73ZM88 176V175H87ZM91 176V174H90ZM94 176V175H93ZM96 176V175H95ZM148 176V174L146 175ZM166 176V175H165ZM172 176V175H171ZM175 176V175H174ZM247 176V175H246ZM258 176V175H257ZM6 177V176H5ZM39 177V176H38ZM128 177V176H127ZM131 177V176H130ZM155 177V176H154ZM160 177V176H159ZM163 177V176H162ZM178 177V176H177ZM183 177V176H182ZM13 178V177H12ZM48 178V177H44ZM50 178V177H49ZM70 178V177H69ZM72 178V177H71ZM79 179H81L80 177H78ZM86 178V176H85ZM89 178V177H88ZM129 178V177H128ZM145 178V177H144ZM158 178V176H157ZM235 179V177H233ZM10 179V178H9ZM41 179V178H40ZM90 179V178H89ZM94 179V178H93ZM176 179V177H175ZM249 179V178H248ZM258 179V177H257ZM4 180V178H3ZM29 180V179H28ZM33 180V179H32ZM31 180V181H32ZM91 180V179H90ZM129 180H132L131 178ZM137 180V179H136ZM135 180V181H136ZM174 180V179H173ZM237 180V179H236ZM6 181V178H5ZM10 181V180H9ZM13 181V180H12ZM97 181V180H95ZM149 181V180H148ZM163 181V180H162ZM204 181V180H203ZM233 181V180H232ZM7 182V181H6ZM41 182V181H40ZM55 182V181H54ZM100 182V181H99ZM131 182V181H130ZM153 182V181H152ZM9 183V182H8ZM38 183V182H36ZM82 183V182H81ZM139 183V182H138ZM147 183V182H146ZM232 183V182H231ZM16 184V183H15ZM27 184V182H26ZM26 184L24 186H26ZM40 184V183H38ZM79 184V183H77ZM102 184V183H101ZM30 185V184H29ZM28 185V186H29ZM129 185V183H128ZM19 186V185H18ZM23 186V187H24ZM81 186V185H80ZM145 186V185H144ZM16 186H14L15 188ZM34 187H37L34 186ZM47 187V186H46ZM51 187V186H50ZM96 187V186H95ZM102 187V186H101ZM264 187V186H263ZM11 188V186H10ZM18 188V187H17ZM31 188V187H30ZM77 188V187H76ZM81 188V187H80ZM98 187V191H99ZM13 189V187H12ZM24 189V188H22ZM36 189V188H35ZM79 189V188H78ZM10 190V189H9ZM32 190V189H31ZM62 190V189H61ZM70 190V189H69ZM89 190V189H88ZM87 190V191H88ZM15 191V190H14ZM17 191V190H16ZM22 191V190H21ZM54 191V190H53ZM63 191V190H62ZM72 191V190H71ZM74 191V190H73ZM28 192V191H26ZM31 192V191H30ZM35 192V190H34ZM42 192V190L40 191ZM52 192V191H51ZM70 192V191H69ZM77 192V190H76ZM81 192V191H80ZM39 193V192H38ZM43 193V192H42ZM91 193V192H90ZM158 193V192H157ZM255 193V192H254ZM11 194V193H10ZM26 194V193H25ZM24 194V195H25ZM36 194V193H35ZM53 194V193H51ZM55 194V193H54ZM65 194V193H63ZM70 194V193H69ZM73 194V193H72ZM129 194V193H128ZM134 194V193H133ZM7 195V194H6ZM9 195V194H8ZM31 195V194H30ZM59 195V193H58ZM81 195V194H80ZM86 195V194H85ZM88 195V194H87ZM90 195V194H89ZM99 195V194H98ZM22 196V195H21ZM37 196V195H36ZM69 196V195H68ZM154 196V195H153ZM158 196V195H157ZM26 197V196H25ZM29 197V196H28ZM48 197V196H47ZM51 197V196H50ZM79 197V196H77ZM85 197V196H84ZM133 197V196H132ZM137 197H139V195H137ZM143 197V196H141ZM44 198V197H43ZM58 198V197H56ZM71 198V196H70ZM98 198V197H97ZM156 198V197H154ZM153 198V199H154ZM158 198V197H157ZM156 198V199H157ZM31 199V198H30ZM36 199V198H34ZM49 199V198H48ZM55 199V198H53ZM76 199V198H75ZM82 199V197H81ZM88 199V198H87ZM86 199V200H87ZM130 199V198H129ZM159 199V198H158ZM161 199V198H160ZM176 199V198H175ZM174 199V202H175ZM6 200V199H5ZM13 200V199H11ZM28 200V199H27ZM60 200V199H57ZM62 200V199H61ZM60 200V202H61ZM134 200V199H132ZM168 200V199H167ZM14 201V200H13ZM17 201V200H16ZM19 201V200H18ZM31 201V200H30ZM29 201V203H30ZM44 201V200H43ZM53 201V200H52ZM71 201V200H70ZM95 201V200H94ZM23 202V201H22ZM26 202V201H25ZM24 202V203H25ZM28 202V201H27ZM34 202V201H33ZM59 202V203H60ZM78 202V201H77ZM76 202V203H77ZM83 202V201H82ZM89 202V201H88ZM97 202V201H96ZM3 203V202H1ZM16 203V202H15ZM20 203V202H19ZM28 203V204H29ZM35 203V202H34ZM41 203V202H40ZM52 203V202H51ZM49 203V205L51 204ZM57 203V202H54ZM53 203V204H54ZM168 203V202H166ZM171 203V202H169ZM18 204V203H17ZM21 204V203H20ZM47 204V203H46ZM51 204V205H53ZM81 204V203H80ZM85 204V203H84ZM139 204V203H137ZM43 206L45 204H42ZM48 205V204H47ZM58 205V204H56ZM55 205V206H56ZM65 205V204H64ZM73 205V204H72ZM144 205V203H143ZM162 205V204H160ZM182 205V204H181ZM3 206V204H2ZM1 206V207H2ZM5 206V205H4ZM3 206V207H4ZM8 206V205H7ZM24 206V204H23ZM31 206V204L29 205ZM38 206V205H37ZM80 206V205H79ZM98 206V205H97ZM148 206V205H146ZM0 207V208H1ZM2 207V208H3ZM17 207V205H16ZM15 207V208H16ZM81 207V206H80ZM84 207V206H83ZM94 207V206H93ZM151 207V206H150ZM6 208V207H4ZM14 208V209H15ZM24 208V207H23ZM50 208V207H49ZM65 208V207H64ZM72 207H70L71 209ZM77 208V206H76ZM142 208V207H141ZM146 208V207H145ZM144 208V209H145ZM180 208V207H179ZM8 209V208H6ZM17 209V208H16ZM15 209V210H16ZM19 209V208H18ZM44 209V208H43ZM79 209V207H78ZM84 209V208H83ZM93 209V208H92ZM99 209V207H98ZM137 209V208H136ZM143 209V210H144ZM152 209V208H151ZM10 210V209H9ZM12 210V209H11ZM20 210V209H19ZM35 210V208H34ZM53 210V209H52ZM57 210V209H56ZM75 210V209H74ZM138 210V209H137ZM142 210V209H141ZM148 210V209H147ZM146 210V211H147ZM62 211V210H61ZM67 213L64 214L63 216H61V214H59V220L61 222H66L67 224H69L70 221V213H68V209L66 208ZM70 211V210H69ZM92 211V210H91ZM136 211V210H135ZM134 211V212H135ZM153 211V210H152ZM170 211V210H169ZM15 212V211H14ZM41 212V211H40ZM48 212V211H47ZM54 212V211H53ZM56 212V211H55ZM64 212V210H63ZM75 212V211H74ZM80 212V211H78ZM140 213L142 211L138 210L136 211V213ZM253 212V211H252ZM30 213V210H29ZM43 213V212H42ZM46 212H44L45 214ZM61 213V212H60ZM86 213V211H85ZM92 213V212H91ZM97 213V212H96ZM135 213V214H136ZM138 213V214H139ZM143 213V212H142ZM171 213V211H170ZM169 213V214H170ZM13 214V213H11ZM16 214V213H15ZM32 214V213H31ZM36 214V213H35ZM43 214V215H44ZM48 214V213H47ZM46 214V215H47ZM94 214V213H93ZM133 214V213H132ZM145 214V213H144ZM148 214V213H147ZM172 214V213H171ZM180 214V213H179ZM3 215V214H2ZM14 215V214H13ZM18 215V214H17ZM26 215V214H25ZM49 215V214H48ZM78 215V214H77ZM82 215V214H81ZM137 215V214H136ZM6 216V215H5ZM23 216V215H22ZM30 216V214H29ZM55 216V214H54ZM138 216V215H137ZM140 216V215H139ZM145 216V215H144ZM147 216V215H146ZM145 216V217H146ZM171 217H173L172 215H170ZM182 216V215H181ZM260 216V214H259ZM262 216V215H261ZM35 217V216H34ZM45 217V216H44ZM48 217V216H47ZM45 217V218H47ZM149 217V216H148ZM41 218V217H40ZM79 218V217H78ZM77 218V219H78ZM82 219V217H80ZM99 218V217H98ZM143 218V216H142ZM182 218V217H180ZM25 219L28 220V218L25 217ZM86 220V218H83ZM100 219V218H99ZM98 219V220H99ZM139 219V218H137ZM148 219V218H147ZM260 219V218H259ZM7 220V219H6ZM12 220V219H11ZM39 220V219H38ZM44 220V219H43ZM46 220V219H45ZM74 220V219H73ZM84 220V221H85ZM102 220V219H100ZM103 220V221H104ZM128 220L126 222H128ZM141 220V219H140ZM256 220V219H255ZM261 220V219H260ZM33 221V220H32ZM42 221V220H41ZM40 221V223H41ZM49 221H51V219H49ZM58 221V220H57ZM59 221V222H60ZM131 221V220H130ZM263 221V220H261ZM36 222V221H35ZM39 222V221H38ZM44 222V221H43ZM52 222V221H51ZM56 222V221H55ZM72 222V220L70 221ZM77 222V221H76ZM75 222V223H76ZM79 222V220H78ZM122 222V221H121ZM124 222V223H126ZM183 222V221H182ZM258 222V221H257ZM21 223V222H20ZM19 223V224H20ZM29 223V222H28ZM3 224V223H2ZM1 224V225H2ZM18 224V223H17ZM35 225H37V223H34ZM42 224V223H41ZM40 224V225H41ZM44 224V223H43ZM73 224V222H72ZM99 224V223H98ZM102 224V223H101ZM115 224V223H114ZM123 224V223H121ZM130 225V222L127 223ZM178 224V223H177ZM182 224V223H181ZM4 225V224H3ZM57 225V223H56ZM96 225V224H95ZM124 225V224H123ZM126 225V224H125ZM164 225V224H163ZM258 225V224H257ZM19 226V225H18ZM33 226V225H32ZM46 226V225H45ZM45 226L43 225V227L45 228ZM71 226V225H70ZM78 226H80L78 224ZM92 226V225H91ZM90 226V227H91ZM94 226V225H93ZM101 226V225H100ZM99 226V227H100ZM104 226V225H103ZM116 226V224L114 225ZM133 226V225H132ZM136 224V227L139 228ZM183 226V225H181ZM11 227L12 224H11ZM35 227V226H34ZM37 227V226H36ZM42 227V226H41ZM49 227V226H47ZM97 227V226H96ZM160 228V226H158ZM180 227V226H179ZM262 227V225H261ZM261 227H259L260 229H262ZM3 228V227H2ZM66 228V227H65ZM102 228V226H101ZM115 228V227H114ZM119 228V227H118ZM156 228V227H155ZM163 228V226H162ZM160 228V229H162ZM200 228V227H199ZM246 228V227H245ZM264 228V227H263ZM18 229V227H17ZM20 229V228H19ZM37 229V228H36ZM51 229V228H50ZM54 229V228H53ZM76 229V228H75ZM97 229V228H96ZM107 229V228H106ZM105 229V230H106ZM120 229V228H119ZM118 229V230H119ZM125 229V228H124ZM159 229V230H160ZM230 229V228H229ZM236 229V228H235ZM1 230V229H0ZM8 231V229H6ZM11 230V229H10ZM42 230V229H40ZM49 230V229H47ZM60 230V229H59ZM94 230V229H93ZM100 230V229H99ZM103 229V233L105 231ZM111 232L112 230L109 229ZM117 230V231H118ZM126 230V229H125ZM128 230V228H127ZM141 230V229H140ZM232 230V229H231ZM4 231V230H3ZM13 231V230H12ZM33 231V230H32ZM46 231V230H45ZM54 230H51V232ZM58 231V230H57ZM63 231V230H62ZM81 231V229H80ZM97 231V230H96ZM102 231V229H101ZM116 231V230H115ZM164 231V229H163ZM172 231V230H170ZM181 231V230H179ZM198 231V230H197ZM261 231V230H260ZM1 232V231H0ZM5 232V231H4ZM42 232V231H41ZM50 232V231H49ZM68 232V231H67ZM106 232V231H105ZM108 232V231H107ZM106 232V233H107ZM111 232L108 234L110 235ZM166 232V231H165ZM174 232V230H173ZM171 233L172 236H174V233ZM235 232V231H234ZM255 232V231H254ZM8 233V232H7ZM21 233V232H19ZM44 233V232H43ZM42 233V234H43ZM120 233V232H119ZM124 233V231H123ZM126 233V232H125ZM132 233V232H131ZM192 233V232H191ZM244 233V231H243ZM261 233V232H260ZM259 233V234H260ZM25 234V233H23ZM33 234H35V232L33 231ZM32 234V235H33ZM42 234H40L42 236ZM47 234V233H46ZM53 234V233H52ZM56 234V233H55ZM101 234V233H100ZM136 234V233H135ZM174 234V235H173ZM15 235V234H14ZM49 234H47L48 236ZM51 235V234H50ZM70 235V234H69ZM106 235V234H105ZM123 235V234H121ZM120 235V236H121ZM246 235V234H245ZM1 236L5 237V235H3V233L1 234ZM0 236V237H1ZM17 236H20L17 235ZM22 236V235H21ZM36 236V235H35ZM53 236V235H52ZM76 235H74L73 237H75ZM85 236V234H84ZM101 236V235H100ZM114 237V235H112ZM112 236L111 239L113 238ZM118 236V235H117ZM115 234V237H117ZM254 236V235H253ZM255 236H258L255 234ZM260 236V235H259ZM8 237V236H7ZM24 237V236H23ZM45 238V235L42 236ZM51 237V236H50ZM49 237V238H50ZM62 237V236H61ZM78 237V236H77ZM75 237V238H77ZM119 237V236H118ZM132 237V236H131ZM134 237V236H133ZM177 237V235H176ZM180 237V235H179ZM231 237V236H230ZM10 238V237H9ZM31 238V236H30ZM40 238V237H39ZM44 238H42L44 240ZM48 238V237H47ZM46 238V240H47ZM48 238V239H49ZM59 238V237H58ZM101 238V237H100ZM105 238V237H104ZM108 238V237H107ZM107 238H105L104 240H106ZM123 239V236L121 237ZM172 238V237H171ZM260 238V237H259ZM2 239V237H1ZM24 239V238H23ZM26 239V237H25ZM24 239V240H25ZM33 239V238H32ZM35 240H37L36 238H34ZM111 239H109L110 241H112ZM173 239V238H172ZM182 239V238H181ZM186 239V238H185ZM190 239V238H189ZM188 239V240H189ZM224 239V238H223ZM255 239V238H254ZM3 240V239H2ZM7 240V239H6ZM20 240V239H19ZM22 240V239H21ZM20 240V241H21ZM27 240V239H26ZM41 240V239H40ZM64 240V239H63ZM94 240V239H93ZM124 240V239H123ZM162 240V239H160ZM4 241V240H3ZM48 241V240H47ZM58 241V240H57ZM71 241V240H70ZM114 241V240H113ZM117 241V240H116ZM176 241V239H175ZM259 241V240H258ZM10 245L12 243V241H10ZM14 242V240H13ZM23 242V241H22ZM42 242V241H41ZM44 242V241H43ZM53 242V241H52ZM59 242V241H58ZM73 242V241H72ZM107 242V241H106ZM165 244V241H162ZM178 242V240L176 241ZM187 242V241H186ZM231 242V241H230ZM238 242V241H237ZM5 243V241H4ZM9 243V242H8ZM26 243V242H25ZM24 244V246L28 245L27 243ZM40 243V242H39ZM48 243V242H47ZM50 243V242H49ZM55 244H57L56 242H54ZM53 243V244H54ZM101 243V241H100ZM137 243V242H136ZM172 242L170 241V244ZM258 243V242H257ZM15 246H17V242H15ZM51 244V243H50ZM64 244V243H63ZM95 244V243H94ZM106 244V243H105ZM104 244V245H105ZM149 244V243H148ZM163 244V246H164ZM170 246L169 243H166ZM186 244V243H185ZM5 245V244H4ZM11 245V246H12ZM101 245V244H100ZM151 245V244H150ZM156 245H159L158 243ZM234 245V244H233ZM242 245V244H241ZM259 245V244H258ZM10 246V248H11ZM14 246V245H13ZM12 246V247H13ZM21 246V245H20ZM21 246V247H24ZM30 246V245H29ZM62 246V245H60ZM152 246V245H151ZM162 246V245H161ZM225 246V245H224ZM237 246V245H236ZM254 246V245H253ZM66 247V246H65ZM135 247V246H134ZM172 247V245H171ZM174 247V246H173ZM176 247V246H175ZM226 247V246H225ZM235 247V246H234ZM239 247V245H238ZM15 247H13L14 249ZM20 248V247H19ZM18 248V249H19ZM45 248V247H44ZM52 248V247H51ZM55 248V247H54ZM148 248V247H147ZM146 248V249H147ZM153 248V247H152ZM152 248L150 250H152ZM166 248V247H165ZM241 248V247H240ZM25 249V247H24ZM28 249V248H27ZM33 249V248H32ZM67 249V248H66ZM72 249V248H71ZM74 249V248H73ZM76 249V248H75ZM103 249V247H102ZM101 249V250H102ZM148 249V251H149ZM172 249V248H171ZM170 249V250H171ZM227 249V248H226ZM238 249V248H237ZM2 250V249H1ZM26 250V249H25ZM35 250V249H33ZM32 250V251H33ZM44 250V249H43ZM79 250V249H78ZM87 250V249H86ZM99 250V249H98ZM105 250V249H103ZM257 250V249H256ZM3 251H5V248L3 249ZM48 251V250H47ZM69 251V250H68ZM84 251V250H83ZM88 251V250H87ZM147 251V252H148ZM169 251V250H167ZM177 251V250H176ZM7 252V250L5 251ZM3 252V253H5ZM9 252V251H8ZM18 252L20 253V250H18ZM25 252V251H23ZM21 252V253H23ZM29 252V251H28ZM37 252V251H36ZM52 252V251H51ZM82 252V251H81ZM86 253V251H84ZM83 252V253H84ZM96 252V251H95ZM153 252V251H150ZM162 252V251H161ZM160 252V253H161ZM172 252V251H171ZM233 252V251H232ZM1 253V252H0ZM15 253V251L13 252ZM34 253V252H33ZM44 253H46L44 251ZM54 253V252H52ZM73 253V252H72ZM89 254H91L90 252H88ZM145 253V252H144ZM159 253V254H160ZM164 253V252H163ZM167 253V252H166ZM264 253V252H263ZM9 255V253H7ZM25 254V253H24ZM67 254V253H66ZM65 254V255H66ZM148 254V253H146ZM224 254V253H223ZM2 255V254H1ZM31 255V254H30ZM29 255V256H30ZM35 256V253L33 254ZM29 257V258H33L34 257ZM42 255V254H40ZM95 255V254H94ZM107 255V254H106ZM105 255V256H106ZM150 255V254H149ZM148 255V256H149ZM179 255V254H178ZM182 255V254H181ZM184 255V254H183ZM12 256V255H11ZM9 255V257H11ZM27 256V255H26ZM48 256V255H46ZM45 256V257H46ZM59 256V255H58ZM93 256V254H92ZM91 256V257H92ZM101 256V255H100ZM105 256L104 259H105ZM108 256V255H107ZM140 256V255H139ZM138 256V257H139ZM147 256V257H148ZM159 256V255H158ZM156 256V258L158 257ZM162 256V255H160ZM1 257V256H0ZM15 257V254H14ZM18 257V256H17ZM52 257V256H51ZM144 257V256H142ZM154 257V256H153ZM165 257V256H164ZM172 257V256H171ZM2 258V257H1ZM20 259V257H18ZM35 258L37 259L38 257L35 256ZM72 258V257H71ZM88 259V257H86ZM134 258V257H133ZM11 258L7 259L10 260ZM39 259V258H38ZM37 261H40L38 260ZM46 259H49V257ZM45 259V260H46ZM67 259V258H66ZM93 259V258H92ZM138 259V258H136ZM135 259V260H136ZM14 259L12 258V261ZM18 260V259H15ZM35 260V259H34ZM42 260V258H41ZM60 260V259H59ZM64 260V259H63ZM168 260V259H167ZM184 260V259H182ZM259 260V259H258ZM2 261V260H1ZM4 261V260H3ZM6 261V260H5ZM49 260H47L48 262ZM133 261V262H132ZM132 263H136L134 262V260H132ZM139 261V259H138ZM137 261V262H138ZM142 261V260H141ZM165 261V260H164ZM224 261V260H223ZM18 263H21L20 261H17ZM43 262V261H42ZM53 262V261H52ZM105 262V261H104ZM163 262V260H162ZM166 262V261H165ZM3 263V262H2ZM40 263V262H39ZM45 263V262H44ZM49 263V262H48ZM54 263V262H53ZM70 263V262H69ZM73 263V262H72ZM84 263V262H83ZM160 263V262H159ZM164 263V262H163ZM178 263V262H177ZM176 263V264H177ZM182 263V262H180ZM186 263V262H185ZM189 263V262H188ZM6 264V262H5ZM30 264V263H29ZM46 264V263H45ZM52 264V263H51ZM55 264V263H54ZM102 264V263H101ZM137 264V263H136ZM149 264V263H148ZM183 264V263H182ZM247 264V263H246Z\"/></svg>",
    "mask_w": 264,
    "mask_h": 264
}]
</instances>
